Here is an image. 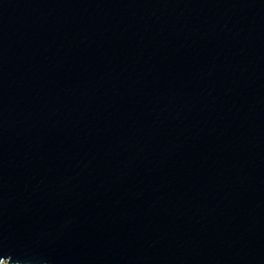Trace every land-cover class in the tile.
Wrapping results in <instances>:
<instances>
[{"label":"water","instance_id":"water-1","mask_svg":"<svg viewBox=\"0 0 264 264\" xmlns=\"http://www.w3.org/2000/svg\"><path fill=\"white\" fill-rule=\"evenodd\" d=\"M0 264H264V0H0Z\"/></svg>","mask_w":264,"mask_h":264}]
</instances>
